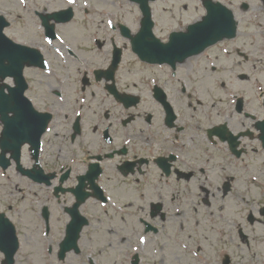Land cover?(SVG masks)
I'll return each instance as SVG.
<instances>
[{
	"label": "flooded vegetation",
	"instance_id": "flooded-vegetation-1",
	"mask_svg": "<svg viewBox=\"0 0 264 264\" xmlns=\"http://www.w3.org/2000/svg\"><path fill=\"white\" fill-rule=\"evenodd\" d=\"M219 1H223L232 9L236 2V0ZM262 3L264 9V0ZM241 8L247 11L249 6L242 5ZM33 13L40 21L36 11ZM94 23L95 28L99 29L98 32L102 34L97 38V51L87 55L93 54L90 58L97 60L86 61L87 68L83 72L65 69L69 72L64 71L63 75H77L82 84L91 85L86 90L83 88L85 91L83 90L78 95L77 101L73 103L74 112L72 119L69 120L67 140L79 146L77 140L84 136L91 140L88 146L94 147V150L73 154L63 163V156L60 153L62 145L59 143L53 153L51 149L45 156L49 162L54 160L58 163L57 166L55 165L57 169L46 168L43 148L38 155L39 167H34L35 170L31 171V176L21 175L12 166L8 168L11 175L17 174L20 178H24L31 188L38 185V187L48 189L41 195L34 190L35 198L39 203L37 209L33 203L27 207L29 213L27 220H25L24 208L21 209L17 200L13 206L12 203L6 201L5 196H0L1 212L15 215L17 221L26 227L42 226L45 234L50 232L52 226L67 223L68 211L66 209L70 207L75 196L67 190L64 192L59 190L56 194L54 190L56 186L60 185L70 189L79 184L82 185V188L92 194L94 204L87 205L86 208L94 213L109 203L105 191L106 186L127 187L124 193L127 196L126 208L130 209L129 214L135 215L143 212L140 215H144L147 212L148 218L151 217L156 224L160 225V221L166 219L164 212L166 206H180L188 201V197L180 195L182 187L178 182L209 177L218 173L217 165L210 166L208 161L201 159L202 155H208L210 160L214 156L218 157L229 171H245L242 161L250 155L251 144L256 138L259 147L264 150L260 144L256 125L257 120L264 119V95L259 97V105L255 108L249 99L243 97V99L239 98L242 101V109L237 110V100L235 99L233 105L231 100L234 93L243 92V84L248 80V75L245 74L247 72L241 69L242 64L253 59L255 65L248 66L253 74V67H258V64L264 61V32L260 33L256 27L257 24L251 23L249 24L251 28L247 26V29L242 31L237 22L233 35L224 36L206 51L188 57L185 63L176 62L174 67L165 61L153 64L142 62L147 66L148 71L139 82H132V84H121V81L125 80L121 76L122 73L129 69V67H122L125 58L121 50L120 61L113 70L114 87L119 94L124 93L128 97L135 96L136 100L133 102L134 98L121 100L115 98L113 93L106 88V77L103 75L98 80L94 77L95 72L105 71L111 62L115 43L112 39L111 44L107 43V37L112 33L115 25L118 23L116 25L118 28L120 24L118 10L110 11L107 19H98ZM85 24L88 22L85 21L81 25ZM17 30L19 32L18 27ZM245 36L248 37V47L243 43ZM111 38H117V35H112ZM119 43L124 49L128 47L125 41H119ZM241 46L247 48L249 53L240 49ZM216 48L221 49V56L225 63L230 61L234 55L238 58L235 66L229 67L226 72L220 71V74H217L215 70L217 65L215 54L210 52ZM131 56L134 59L133 53ZM190 60L195 62V66ZM208 64H210L209 69L206 68ZM208 70L213 72L212 75ZM60 74L62 72L53 73L56 76ZM261 77L264 79L263 75ZM83 78L87 79L86 83L83 82ZM218 80L222 81L223 87L217 83ZM205 84H209V87ZM256 89L264 93V83H259ZM219 92H222L223 97H219ZM53 94L57 95L58 91H53ZM94 106L102 107L100 113L95 112L98 121L94 120L86 127L81 126L79 135L73 137L74 119L76 120L79 115L81 121V118L85 117ZM252 111H256L258 116ZM222 125L224 127H221ZM230 145H234L241 154L234 155ZM24 147L28 152L25 155V168L32 169V157L29 155L28 146ZM106 155L107 158H105ZM95 156H103L102 161L99 162L102 166L101 172L81 176L87 170L88 164L95 161ZM106 160L108 166L105 164ZM193 161H195L194 164ZM50 172L54 173V176L51 184L47 185L46 175ZM62 175L65 176L63 181H61ZM109 176L113 180L110 181ZM93 180L95 185L104 191L107 201L100 198L99 191L93 190L91 187ZM38 187L35 189L41 190ZM146 194L157 196L160 199L157 202L159 210L153 205L154 199H149L145 205L143 204ZM262 203L264 204L263 197L259 201L245 202L240 212L243 215V222L234 228L238 231V237L242 243L243 256L240 258L244 264H264V233L262 234L264 226L261 225L264 222L262 219L264 208L261 210ZM44 207L48 212L46 219L43 215ZM222 210L224 207L219 210V213L226 220L227 215L224 216ZM176 216H180V213ZM96 219L100 220L98 216ZM176 221L179 224L181 220L176 219ZM243 223L250 226L247 234L240 229ZM46 227H48L47 230ZM179 227H183L182 223ZM154 228L155 233L160 231L155 226ZM227 229H222V232ZM250 232H253V237L247 239ZM230 233L234 237L232 228H230ZM217 249L220 250V248ZM228 252L231 254L232 249H228ZM249 255L250 257L246 258ZM90 259L88 258L87 261L89 262Z\"/></svg>",
	"mask_w": 264,
	"mask_h": 264
},
{
	"label": "rangeland",
	"instance_id": "rangeland-1",
	"mask_svg": "<svg viewBox=\"0 0 264 264\" xmlns=\"http://www.w3.org/2000/svg\"><path fill=\"white\" fill-rule=\"evenodd\" d=\"M120 1L125 0H118V3ZM165 1H168L169 3V6L167 7H170V17L167 18V22H170L169 24L173 27L176 26V28H180L182 26V22L191 21L196 14L202 12L199 7L195 8V10L189 11H196L195 13L185 14V11L183 12V5L185 3L188 6L193 3L197 5L196 0ZM242 3H245L249 6V9L247 11L242 10ZM164 4L165 2L161 3L160 6ZM6 7H9L13 14H16L21 11L25 13V9L21 6L19 0H0V9H5ZM233 7L234 12L236 13V16L239 20L240 29L242 31L246 30L247 26L251 28V26H249V24L251 23L258 25L259 23H262L264 21V9L262 7V3H260L259 0H236L235 6ZM180 14H182L183 16L178 19ZM160 15L159 19H161L162 22H165V19ZM13 20L14 25H16V23L19 21L22 27H29L27 23L20 18H16L14 16ZM21 34V38L24 39H29L31 36L35 35L33 30L30 31L28 35H25L22 32ZM12 37L16 39L18 36ZM243 43L247 47L249 46L248 37L245 36V41H243ZM240 49H243L247 53H249L248 49L243 46H241ZM210 52L214 53L216 57L215 61L217 65L215 70L217 74H220V71L226 72L229 67L235 66V61H237L238 59L237 56L234 55L232 56L230 61L225 63L223 56H221V49L216 48ZM91 56H93V54H91ZM90 60L94 61L97 59L90 58ZM190 62L193 66H195V62L193 60H190ZM254 62L255 61L253 59L250 61L248 60V63H243L241 66L242 71L247 72L246 74L249 75V80H246L243 84V91H249L248 93L250 94V96L252 94V103L254 101L253 97L257 94L256 90H254V87H256L257 81H263V78L261 77L262 73L264 76V61L262 63H259L258 67H253V74L248 73L250 71L248 66L255 65ZM131 66L136 68L140 67L139 64L133 62L132 58L130 57V54L126 53V59L123 67ZM209 67L210 64L206 66L207 69H209ZM208 72H210V74L213 73L210 70H208ZM121 76L125 80H128L131 75L128 71H125L122 73ZM28 80L31 82L32 92L30 93V96H32V93L35 92L36 97L34 98V102L37 103V106L41 108L44 106H49L53 98L46 89L48 88V86H56V83L52 82V80H50V82L42 78L40 79L36 71L32 69L28 72ZM52 109L58 112L59 114L58 119L55 121L53 130L50 133L51 136L55 139V143L53 144V146L45 145L43 157L44 162L46 164H49V166H57V162L53 160V162L51 163L47 160L45 156L50 149L56 147L57 142L62 143L64 141L62 138L67 139V135L65 133H62V131L64 130L63 116L66 108H62L61 103L57 102L55 106L52 107ZM87 122L89 121L87 120ZM77 142L78 144H80L81 147V150L79 152L75 150L73 144L70 143L69 140H66L65 145H67V148L76 151L78 154L81 151H89L90 147L88 145L91 142L90 139L81 136L77 140ZM53 152L54 149L52 150V153ZM65 152L66 149L63 148L62 154H65ZM259 169L260 167H258L256 170L259 171ZM109 180L111 181L113 179H110L109 176ZM229 182H231V188L226 191V193H223L221 178H217L214 183L211 184V186L209 187L210 189H212L213 192H219L220 197L222 199L216 201L218 195L217 194L211 200L213 201V203L210 201L207 203V205H209L208 207H211L213 210V220L212 217L209 216L208 213L205 211V215L203 216V219H201L200 225L193 215H196L197 213L195 209L201 212L202 207L204 205L200 204L196 206L192 205L191 207L187 206L183 210L182 215L180 214V216L171 217V219L167 218L165 221H163V223H165L168 220H172L173 224L171 225V227L162 229V231L156 235L150 234L149 236H146L143 241L141 240L143 235L139 232L136 233V231H138V225L133 216H126V214H122L121 212H119L118 215H113V212L110 207H107V214L109 216H106L102 219V224L100 227L98 221L92 218L90 219L91 225L86 227L84 235L79 241V254H75L72 252L68 253L67 257L62 260V262L59 261L55 256V252L58 249L57 244L61 240L62 236L60 234V230L62 227L61 224H57L56 226H54L53 228H55V232L45 237L43 234L44 231L42 226L37 227V225H32L30 227H26V225L24 224L16 223L18 235L20 236L21 246L19 251L17 252L16 264H86L87 262L84 260L86 256L84 254L88 255L91 250L94 251L93 257L97 255V261L95 262V264H129L130 257L132 254H134V252H138V255H140L142 264H148V262H151V260L156 261V263L151 262V264H199L193 254L188 255L187 253L188 251H194V249L203 248L205 243H207V248L210 253L212 252L214 254L217 253V248L222 249L223 253H226L228 249H232L230 259H233V261H237L235 257H242L243 250L241 248V240L238 237V231L234 230V228L238 227L240 223L243 222V215H241L240 213L242 210L239 200L240 197H237L235 193L236 188H238V183L233 182V179H230ZM248 185H251V183L249 182L245 184L242 188L243 191L241 197H243V194H245L249 197L248 202L259 201V199L263 196L262 191L264 190V187L252 186L251 191H248ZM189 189V193L191 195V203H196L200 199L201 193L197 187H192ZM34 190L38 191L39 195L47 192V190H36L35 188H31L26 180L20 179L19 176L16 174L11 175L10 173H6L1 175L0 173V196H5L6 201L12 203L13 206H15L17 200L21 209L24 208L25 220L29 219L27 207H29L32 203H39V201L35 198ZM186 192L188 193V191ZM22 196L24 197L22 198ZM118 196L120 198L126 199V194L120 193ZM10 199L12 200L10 201ZM222 207H224V210H222L221 212L224 216L227 215L226 220H224L223 216H221L219 213V210ZM206 208L207 206H205V209ZM263 208L264 204L262 203L261 210ZM168 209L170 210L174 208L168 207ZM205 216L207 217V219L210 220L211 223L215 224V229L211 227L208 222L205 221ZM216 217H218V219ZM13 218H15V215H13ZM176 219L181 220L177 225L175 223ZM262 219L264 220V215H262ZM180 223H182L183 226L190 225L189 227H187L189 231L184 232L183 235H180L181 230L184 229L178 227ZM261 225L264 226V222H262ZM249 227L250 226H246L245 223H243V226H241L240 229L247 234ZM230 228H232L234 237L230 233ZM222 229L227 230L222 232ZM219 230H221V232H218ZM263 233L264 230L262 231V234ZM252 235L253 232H250L247 235V239L252 238ZM197 237L199 239H201L202 237L205 243L203 245H195V241L198 240ZM48 248L49 250L51 249L50 252L49 250L47 251ZM250 255L246 258L250 257Z\"/></svg>",
	"mask_w": 264,
	"mask_h": 264
},
{
	"label": "water",
	"instance_id": "water-1",
	"mask_svg": "<svg viewBox=\"0 0 264 264\" xmlns=\"http://www.w3.org/2000/svg\"><path fill=\"white\" fill-rule=\"evenodd\" d=\"M141 3V6L143 8H146L147 2L149 0H137ZM210 17L206 18L205 23L202 22V24L196 25V27L189 26V31L184 34V36L181 37L180 41H178V44L183 45V54H190L197 52V50L203 49L205 46H207V43H209L211 40H216V37H218L219 34L229 32V30L233 26V22L231 19V16L226 18V20L223 22L222 17ZM208 23V24H207ZM207 31H211V33H207ZM150 34L149 25H143V28L141 32L138 34L137 38H134L133 42L135 44V50L137 53L140 54V56H144V47H143V40L145 34ZM207 33V34H206ZM142 34V35H141ZM5 61H8L5 63ZM24 58V50L19 49L15 51H9V52H0V76L4 77L5 75H13L16 80H20L21 76V68L23 64L25 63ZM20 94L21 90L19 88ZM12 95L9 103L6 102V99L4 98V92L2 91V86L0 85V113L4 114L5 110L8 109L9 106L16 105L15 103V92L14 90H11ZM18 106L21 108H25V105L21 102H18ZM17 106V107H18ZM15 108V107H14ZM16 109V108H15ZM5 115V114H4ZM5 121V120H4ZM12 124L10 122H6L7 127L4 130L3 133V140H2V147H6V142L9 140L8 134L11 131ZM14 138H18V136L21 134V130L18 126H15L13 128ZM20 137V136H19ZM0 222H2L0 220ZM11 244L14 249L11 251L13 253L16 250V241L14 239L4 238L2 234H0V248L6 253V250H8V245ZM10 253V254H11ZM8 254V252H7Z\"/></svg>",
	"mask_w": 264,
	"mask_h": 264
},
{
	"label": "snow or ice",
	"instance_id": "snow-or-ice-1",
	"mask_svg": "<svg viewBox=\"0 0 264 264\" xmlns=\"http://www.w3.org/2000/svg\"><path fill=\"white\" fill-rule=\"evenodd\" d=\"M73 2H74V0H69V3H73ZM109 23H111V21H109ZM141 240L143 241V237L141 238Z\"/></svg>",
	"mask_w": 264,
	"mask_h": 264
}]
</instances>
